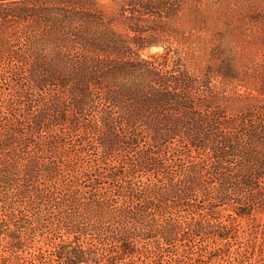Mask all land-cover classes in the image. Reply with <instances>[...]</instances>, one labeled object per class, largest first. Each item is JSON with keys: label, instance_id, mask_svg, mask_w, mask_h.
Masks as SVG:
<instances>
[{"label": "trees", "instance_id": "1", "mask_svg": "<svg viewBox=\"0 0 264 264\" xmlns=\"http://www.w3.org/2000/svg\"><path fill=\"white\" fill-rule=\"evenodd\" d=\"M186 3L0 0V264H264V53Z\"/></svg>", "mask_w": 264, "mask_h": 264}, {"label": "rangeland", "instance_id": "2", "mask_svg": "<svg viewBox=\"0 0 264 264\" xmlns=\"http://www.w3.org/2000/svg\"><path fill=\"white\" fill-rule=\"evenodd\" d=\"M187 1V8L194 13L198 11H203L208 8H212L217 3V0H185ZM226 5L232 9V12L228 13L226 8V20H224V28L226 30L225 39L223 40V46L226 49V52L230 55H235L237 57L236 64L237 66H242L248 59V57L257 58L259 55H263L264 48L260 47L256 40L258 39L260 33L254 24V5L264 4V0H224ZM176 25L179 29L184 28L186 30L190 29V32L193 34V40L195 43L192 45L203 46L202 43H198L195 39L196 36L205 37L207 34L202 30H193L188 26L183 20H176ZM231 29V32H228ZM233 31V32H232ZM252 52V53H251ZM162 54L164 49L151 48L149 51L144 52L143 56L148 54ZM184 56V53L181 54ZM175 58V55L170 53L168 62L172 64V60ZM186 67L189 71H197L201 68V62L199 60H187L185 62ZM257 219H260L261 225H264V213L257 216ZM241 223L244 225L247 223L245 219L241 220ZM211 264H217L216 262H211Z\"/></svg>", "mask_w": 264, "mask_h": 264}]
</instances>
